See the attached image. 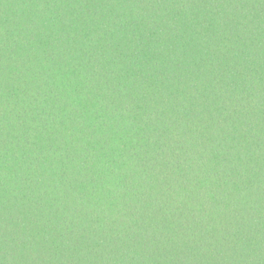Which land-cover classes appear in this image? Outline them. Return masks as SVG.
Returning a JSON list of instances; mask_svg holds the SVG:
<instances>
[{"label": "trees", "instance_id": "obj_1", "mask_svg": "<svg viewBox=\"0 0 264 264\" xmlns=\"http://www.w3.org/2000/svg\"><path fill=\"white\" fill-rule=\"evenodd\" d=\"M0 264H264V0H0Z\"/></svg>", "mask_w": 264, "mask_h": 264}]
</instances>
